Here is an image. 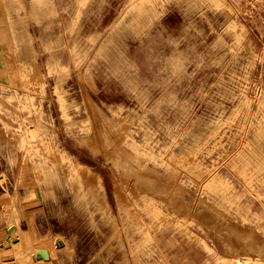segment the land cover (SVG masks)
Masks as SVG:
<instances>
[{
  "label": "rangeland",
  "instance_id": "374dc122",
  "mask_svg": "<svg viewBox=\"0 0 264 264\" xmlns=\"http://www.w3.org/2000/svg\"><path fill=\"white\" fill-rule=\"evenodd\" d=\"M21 1L19 41L0 2V230L17 192L27 232L71 247L53 264H264V0ZM26 32L44 92L18 74ZM10 132L94 183L26 198Z\"/></svg>",
  "mask_w": 264,
  "mask_h": 264
},
{
  "label": "bare ground",
  "instance_id": "6f19581e",
  "mask_svg": "<svg viewBox=\"0 0 264 264\" xmlns=\"http://www.w3.org/2000/svg\"><path fill=\"white\" fill-rule=\"evenodd\" d=\"M20 1L21 0H2L6 10H8V26L10 32L17 41L20 40L18 35L20 34V31L23 30V27L20 25V14L15 13V7H17L18 2ZM28 34L29 33L26 32L27 39L24 44H17V51H21V48L24 47L28 48L31 53L30 58L28 60V58H23L18 55L20 58L18 59L16 67L20 79L28 84H32L34 87H40V90L43 91L44 84L39 72L36 52L31 49L30 43L32 37H30V39ZM34 87L33 89H35ZM28 89H30V87ZM37 121L40 123V119H37ZM109 128L111 130L113 129L115 132L121 133V136H123L122 127L118 124L112 123ZM28 130V135L30 134L31 137H36L34 129ZM107 130L108 128L105 129L102 127V131L107 132ZM9 135L12 140L20 143V148H17L16 150L15 163L17 170L15 173V180L18 184L25 182L24 193L26 198L36 197L37 195H42L43 197L47 193L52 194L53 186L62 187L63 181L69 182V180V184L74 191V196L80 197V179H84V181L90 186L94 183L90 179L91 176L89 177L92 172L87 165L79 162L76 166H73L64 153L55 149L53 146L48 144L44 145L40 140L37 141V146L34 147V149L44 156V161L37 162L30 158L27 151L23 152L24 150L21 147L23 141L20 134L10 132ZM125 135L126 134H124V136ZM36 138L38 139V137ZM134 154L135 157L141 156L139 152H135ZM46 162H51V165H46ZM40 183L44 184L45 187L42 188ZM33 202L34 201L30 199H22L16 192L14 203L10 205L18 204L21 206L22 211L10 212L5 225L0 230V264H53L57 252L71 248L67 241H62L59 237H44L37 239L34 232H27L30 229H33L34 231L32 211L30 210L31 206L29 205ZM21 213H26L28 216L21 219ZM130 215L133 216L136 225H142L137 215L132 212H130ZM19 219L23 220L26 225L24 230L19 227ZM54 242L57 247L54 245Z\"/></svg>",
  "mask_w": 264,
  "mask_h": 264
},
{
  "label": "crops",
  "instance_id": "0c3cea01",
  "mask_svg": "<svg viewBox=\"0 0 264 264\" xmlns=\"http://www.w3.org/2000/svg\"><path fill=\"white\" fill-rule=\"evenodd\" d=\"M0 81H4L6 77V64L3 59V48L2 44L5 42L4 34L2 33V29L4 28L3 19H4V9L0 4Z\"/></svg>",
  "mask_w": 264,
  "mask_h": 264
}]
</instances>
